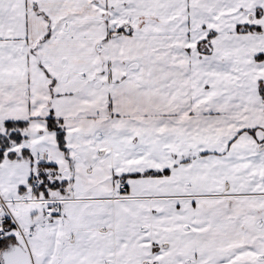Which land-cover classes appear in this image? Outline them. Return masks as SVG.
<instances>
[{"label": "snow or ice", "instance_id": "snow-or-ice-1", "mask_svg": "<svg viewBox=\"0 0 264 264\" xmlns=\"http://www.w3.org/2000/svg\"><path fill=\"white\" fill-rule=\"evenodd\" d=\"M0 264H264V0H0Z\"/></svg>", "mask_w": 264, "mask_h": 264}]
</instances>
